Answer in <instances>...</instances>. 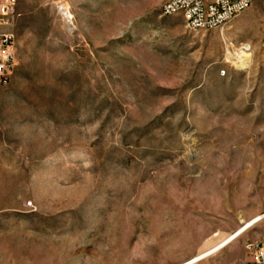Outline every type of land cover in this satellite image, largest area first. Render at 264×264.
Returning <instances> with one entry per match:
<instances>
[{
	"label": "rangeland",
	"instance_id": "obj_1",
	"mask_svg": "<svg viewBox=\"0 0 264 264\" xmlns=\"http://www.w3.org/2000/svg\"><path fill=\"white\" fill-rule=\"evenodd\" d=\"M17 1L0 264H183L264 214V0L202 31L166 0Z\"/></svg>",
	"mask_w": 264,
	"mask_h": 264
},
{
	"label": "built area",
	"instance_id": "obj_2",
	"mask_svg": "<svg viewBox=\"0 0 264 264\" xmlns=\"http://www.w3.org/2000/svg\"><path fill=\"white\" fill-rule=\"evenodd\" d=\"M17 0H0V84H7L16 69V34L11 30L17 16ZM252 0H166L164 16L181 15L190 31L222 28L250 8ZM247 264H264V232L247 240Z\"/></svg>",
	"mask_w": 264,
	"mask_h": 264
},
{
	"label": "bare ground",
	"instance_id": "obj_3",
	"mask_svg": "<svg viewBox=\"0 0 264 264\" xmlns=\"http://www.w3.org/2000/svg\"><path fill=\"white\" fill-rule=\"evenodd\" d=\"M66 15H68L67 12H65ZM264 218V214H259L250 220L243 222L242 226L239 227L236 231L228 235L227 237L223 238L221 241H219L217 244L213 245L209 249L205 250L203 253L198 255L195 258H192L191 260L183 263V264H196L200 260L213 255L214 253L222 250L225 247H228L230 245H233L236 243L239 237H241L249 228H251L254 224L261 221Z\"/></svg>",
	"mask_w": 264,
	"mask_h": 264
}]
</instances>
